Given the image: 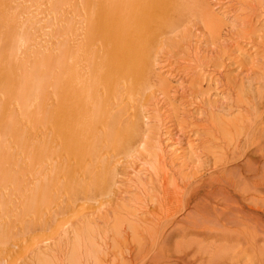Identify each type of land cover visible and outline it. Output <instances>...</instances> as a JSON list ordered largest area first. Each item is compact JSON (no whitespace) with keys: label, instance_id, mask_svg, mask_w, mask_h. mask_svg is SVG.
I'll use <instances>...</instances> for the list:
<instances>
[{"label":"bare ground","instance_id":"6f19581e","mask_svg":"<svg viewBox=\"0 0 264 264\" xmlns=\"http://www.w3.org/2000/svg\"><path fill=\"white\" fill-rule=\"evenodd\" d=\"M32 1L0 0V261L59 224L57 214L49 213L64 210L59 201L66 191L60 187L67 180L76 186L73 177L79 176L92 185L83 189L84 197L103 189L95 180L101 161L93 163L91 155L97 147L100 155L110 149L117 154L126 144L120 127L133 126L126 121L132 111L124 108L122 89L133 79L129 71L144 62L148 22L161 8L168 6L160 15L174 14L186 2L39 0L35 6ZM204 15L207 25L214 24L213 12ZM261 76L260 90L237 104L236 116L212 124L224 146L207 177L193 185L185 181L183 190L162 179L148 216L127 235L114 234L103 254L76 241L78 230H72L60 264H264ZM59 150L65 154L61 160ZM74 203L69 206L75 209ZM79 207L76 212L84 208ZM40 248L19 264H44Z\"/></svg>","mask_w":264,"mask_h":264},{"label":"rangeland","instance_id":"374dc122","mask_svg":"<svg viewBox=\"0 0 264 264\" xmlns=\"http://www.w3.org/2000/svg\"><path fill=\"white\" fill-rule=\"evenodd\" d=\"M187 1L174 14L168 12L172 15L166 20L164 17L169 14L163 12L160 15V12L166 11L168 6L159 10V15L151 19L153 22H148L149 39L144 62L129 71L133 83L126 81L122 89V97L127 100L123 101L124 105L128 103L124 108L130 107L127 110L132 111L126 116H132L131 119L126 121L133 126L123 122L120 127L126 144L117 154L110 149L106 156L100 155L97 147L96 154L91 155L93 163L101 161L100 165L97 164L101 173L95 180L103 184V189L95 196L84 197L83 189L94 187L82 184L79 176L73 177L74 183L79 182L76 186L67 180L60 187L66 191L60 198L67 203L59 201L65 206L64 210L49 213L57 214L56 222L59 224L46 230V234L36 241L27 239L8 259L2 257L0 264L27 261L36 246L43 251L38 256L43 258L44 264H60L62 251L74 235L72 230H78L76 241L82 239L86 244L91 243L92 248L99 250L98 254L101 251L103 254L105 243L114 234L117 237L121 233L127 235L133 223L141 224L140 221L148 216L146 209L154 204L155 189L162 184V179L167 177L173 183L168 184L169 187L180 190L185 181L193 185L195 179L208 176V166L224 146L213 125L236 116L237 104L246 102L248 94L261 88L259 84L264 74V0ZM34 2L37 6L39 0ZM205 11L213 12L217 19H214V24L207 25ZM168 19L173 25L168 23ZM106 37L110 38L109 35ZM237 96L245 101H238ZM118 99L121 101V97ZM115 135L116 132L112 137ZM56 152L59 160L64 158V152ZM62 163L60 161L64 166ZM67 164L69 166L64 167L66 172L72 168L70 162ZM56 165H59L58 161ZM71 199L78 203H74L75 209L70 207ZM79 205L84 208L76 212ZM69 232L71 239H68ZM260 257L264 258L263 255Z\"/></svg>","mask_w":264,"mask_h":264}]
</instances>
